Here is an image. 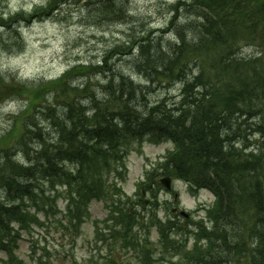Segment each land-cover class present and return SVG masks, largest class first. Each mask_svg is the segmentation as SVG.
Instances as JSON below:
<instances>
[{"label":"trees","instance_id":"obj_1","mask_svg":"<svg viewBox=\"0 0 264 264\" xmlns=\"http://www.w3.org/2000/svg\"><path fill=\"white\" fill-rule=\"evenodd\" d=\"M85 1L83 9L89 12L90 2L96 0ZM107 1L105 4L101 3L100 8L95 4L92 9L94 15L113 13L117 17H125L123 0ZM195 1L192 0V3ZM201 1L205 3L210 0H198ZM224 3H231V8L233 3H239L246 10L252 7L258 14L264 9V0H224ZM55 4L49 1L43 8H35L28 16L22 11L8 16L0 15V27L17 31L16 23L20 18H39L46 8L53 9ZM109 4L112 5L111 8H108ZM200 14L202 16L201 12ZM176 16L177 14L172 20ZM240 16L238 11L234 12L228 25L236 24ZM251 26L248 34L236 31L226 33L223 27L211 38L207 36L217 45V50L212 48V51L218 53V58L224 65L234 64L232 56L239 53V48L243 46L241 44L255 45L263 50L264 26H260L258 22ZM251 35L257 36L260 42L256 43L249 38ZM162 36L140 43L138 53H132L136 55L133 62L139 55H143L141 52L144 53V49L157 50L162 43ZM205 49L204 47V53H209ZM249 57L253 59L246 58L248 68L239 72L238 76L242 86L254 89L256 93L247 95L248 99L243 105L244 108L247 107L251 119L248 124H239V127L250 130L252 134H259L261 141L252 148L251 159L246 160L242 156L239 158L237 153L232 161L233 166L227 169L199 155L204 154L207 140L200 141L199 136L195 135L196 125L192 120L188 123L185 121L184 131L176 129L170 117L159 113L162 101L145 104L148 94L154 89L150 88L154 84L156 87L164 86L163 82L167 77L157 82L159 76L156 79L151 75L141 76L145 82L140 84L130 74L115 78L111 72L110 75H105L104 83L100 85L103 93L97 96L90 84V77L107 64L104 61L79 73H74L77 67H71L56 79L37 84L35 91L47 89L46 96L39 99L33 95L35 100L39 99L35 102L30 101V95L27 99L22 98L27 107L13 116L14 124L21 116L16 130L14 125L13 134L0 139L3 145L0 146V249L8 252L1 264L23 263L15 256L18 228L29 222L38 223L36 220L39 211L54 214L49 213L52 205L44 208L37 202L38 199L52 196L54 192L61 193L66 198L68 225L75 229L89 215L91 199L104 198L112 209L109 220L114 221V225L107 227L109 231L104 240L110 241V247L111 243L118 244L121 249L131 251L134 264H152L150 260L153 255L146 248L147 243L142 242L148 240L146 235L152 226L157 228L159 242L162 244L158 253L163 251L164 254H171V257L179 255L178 264H264V207L259 203L260 194L264 192V174L257 173V167L264 166V58ZM181 59L189 65L183 55ZM151 64L156 65V58ZM179 65L180 61L173 58L168 63L170 70L177 71ZM73 78H86L87 81L83 86H74L71 85ZM219 81L230 91V97L234 89L228 79L224 77ZM28 88L33 89L13 78L0 76V91L9 95L8 97L27 95L20 89ZM129 93L132 98L126 99ZM182 95L186 97L187 91H183ZM49 99L54 102L50 103ZM200 100L202 105L206 102L209 107L203 116L208 115L209 120L219 112L218 106L223 105L222 108L225 109L229 105L228 99L215 100L210 92L202 95ZM130 107V112H126L125 108ZM71 111L72 114H68ZM209 111L213 113H207ZM195 113L199 114L200 111L196 110ZM43 114H47L52 134L46 133L47 130L39 125ZM70 115L72 117L68 118ZM242 116V112H239L238 121H244ZM203 127L210 126L203 123L201 128ZM145 140L155 143L172 140L174 143L163 156L164 159L146 173L148 181L144 184L154 196V190L161 188L155 176L163 173L187 182L190 191L206 187L215 195L214 204L206 210L208 224H202L203 221L200 220L194 222L192 230L183 232L187 237L192 235L196 238L190 248L186 247L185 242L179 244L174 239L175 229L171 217L160 218L152 210L138 217L128 216V199L126 200L123 192L117 190L116 186L119 185L116 179L123 180L126 175V156L136 144L140 146ZM197 142L201 143L202 152L198 148L193 149ZM19 154L24 161L21 162L16 157ZM140 204L144 206L143 201ZM32 208H36V211L31 212ZM135 228H139L145 236L141 237ZM105 264L127 263L111 256Z\"/></svg>","mask_w":264,"mask_h":264},{"label":"rangeland","instance_id":"obj_2","mask_svg":"<svg viewBox=\"0 0 264 264\" xmlns=\"http://www.w3.org/2000/svg\"><path fill=\"white\" fill-rule=\"evenodd\" d=\"M49 1L56 3L53 9L46 8L42 16L32 20L20 18L21 20L17 21V31L0 27V75H6L5 78L13 76L32 87L33 89H20L27 95H18L21 99H27L30 95L32 102L46 96L47 89L44 91L34 89L41 81L56 78L71 67H77L74 73H79L89 66L99 65L104 61H107V64L90 77V84L93 85L97 96L103 93L100 85L104 83L105 75H110L113 69L125 72L127 75L131 74L134 81L143 84L144 79L130 73L128 67L138 53V45L146 43L149 38L161 35L169 37L166 34L168 30L187 22L184 12L171 15L170 9L176 0H123V9L126 11L124 19L113 13L94 15L92 12L94 3L90 4V10L87 12L83 9L85 0H0V15L8 16L22 11L28 16L35 8H43ZM106 2L108 1L104 0L102 4ZM96 3L97 8H100V2ZM187 3L185 6L192 11L196 19L197 14L193 13L192 7L189 6V2ZM111 7L112 5L109 4L108 8ZM175 14L177 16L172 20ZM241 45L243 46L239 50L247 57L257 54L255 45ZM261 57L264 58V50ZM214 66L215 63L209 59L206 69L209 74L215 76L214 81H219ZM86 81V78H76L71 85L83 86ZM172 86L174 92L169 91L168 87L157 88L148 94L147 100L151 103L164 94L183 93V89L179 90L180 85L172 84ZM33 95L39 99L35 100ZM8 96L0 91V139L12 135L14 125L16 130L21 118L20 116L14 124L12 115L20 109V106ZM49 102L54 101L49 99ZM46 115L40 116L42 123L39 125H42L43 130L53 133ZM8 138L13 139V137ZM252 139L254 143H259L261 136L253 134ZM0 146H3L1 142ZM141 146V153L136 147V150L127 157L128 170L123 180L120 182L117 179L119 185L116 186L117 190L123 192L127 197L126 200L128 199L126 204L128 216L138 217L152 210L160 218L171 217L175 229L174 239L179 244L185 242L186 247L190 248L196 238L192 235L187 237L183 232L189 228L192 230L194 222L201 220L202 217H204L203 222L208 224L205 220V212L200 207L212 204L214 196L203 189L192 196L188 193L186 184L180 180H173L172 189L167 190L163 187L159 191L154 190L155 196L141 184L142 190L145 191L142 195L137 184L143 179L145 170L153 167L158 157L172 146V142L159 144L144 142ZM163 175L167 173L157 175L155 178L159 180ZM64 198L63 194L55 193L47 198L38 199L37 202L41 207L49 208L52 205L53 208L49 213L54 214L39 213L37 216L39 223L23 224L17 231L18 237L14 249H17L18 256L23 259L22 264H87L89 257H93L92 264H105L107 257L112 255L118 260H123L124 263H135L131 251L121 249L118 244L114 245L116 248L113 249L108 243L104 244L97 240L105 237L109 231L106 230L107 225L104 221L107 213L112 209L104 200L92 198L89 203L90 214L75 229L68 225ZM144 199H148V202L143 206L140 202ZM175 207L177 210L173 212ZM182 209L190 212L187 218H183L180 214L179 211ZM203 222L201 223L204 224ZM111 223L114 224V221ZM135 230L139 231L141 237L145 236L138 228ZM146 236L148 240L142 242L147 243L146 248L153 255V259L150 260L152 264L180 262L179 255L171 257V254H164L163 251L158 253L162 244L159 242L156 227H150ZM0 257H4V252L1 250ZM139 264H149V262Z\"/></svg>","mask_w":264,"mask_h":264},{"label":"bare ground","instance_id":"obj_3","mask_svg":"<svg viewBox=\"0 0 264 264\" xmlns=\"http://www.w3.org/2000/svg\"><path fill=\"white\" fill-rule=\"evenodd\" d=\"M187 2H189V6L192 7L193 13L197 14L196 19L192 11L188 10L185 6L188 4ZM90 3L97 4L96 1ZM101 3L102 2H100V4ZM173 4L176 6H171V15L175 12H184L187 17V22L181 23V28H171L168 30L166 34H168L169 37L162 36V43L157 50L151 51L144 49V53L141 52L143 55H139L136 58L137 60L128 67L131 70L130 73L139 78L151 75L156 79L157 76H159L157 82H160L163 78L167 77V79L165 78V82H163L164 86L156 87L154 84L150 88H154L153 91L157 88L168 87L169 91L174 92L172 84L174 86L180 85L179 90L183 89V91H187L186 97H183L182 94L171 92L170 94L162 95V97L153 101V103L162 101L159 113H163L170 117L176 129L184 131L185 121L188 123L192 120V123L196 125L197 132L195 135L199 136L200 141L204 139L207 140L203 149L204 154L199 155L205 156L207 161L220 164L227 169L233 166L232 161L234 155L237 153L239 158L243 157L246 158V160L251 159L252 148L257 145L252 139V132L248 129H244V127H239V124L242 126L244 123L248 124L251 119L247 113V107L244 108L243 103L247 101V95H254L256 91L242 86L238 76L239 72L248 68V63H245L247 55L239 51V53L232 56L235 60L234 64L224 65L218 58V53L212 51V48H214L213 50H217V45L208 39L207 36L211 38L214 33L223 29V27L226 33L228 31H236L248 34L250 30L249 27H247L248 25H254L258 22L260 26H264V9L258 14L252 7H249L247 10L245 7L241 8L239 3H233L234 6L231 8V3L226 5L224 0H210L205 3L202 1L198 2V0L194 3H192V0H176ZM198 10L202 13V16ZM233 11H238L241 15L239 18L240 22L238 21L233 26H230L228 25V21L231 20L230 16L234 14ZM250 37L256 43L260 42L257 36L251 35L249 38ZM204 47L209 53H204ZM117 49H119V47H117ZM263 50L257 48V54L252 56H257L258 58V56H261ZM182 55L184 59L189 62V65L185 64L181 59ZM155 58L156 65L153 66L151 61ZM172 58L177 59L178 62L180 61L177 71L176 69L170 70L168 67V63ZM248 58L250 60L253 59L249 56ZM209 59L215 63L214 71L218 78L222 79L227 77L230 86L233 87L234 92L231 93L230 97L228 96L230 91L224 88V85H222L220 81H214L215 76L208 73L206 63ZM113 74L115 78L127 75L125 72L114 69ZM20 83L24 82L20 81ZM207 92H210L215 100L221 101L223 98L228 99L229 104L227 106L224 105L225 109L222 108L223 105L218 106L219 112L212 120H209L208 115L203 117L206 115L204 112L207 111L209 107L206 106V102L203 104L204 106L200 102L202 95H206ZM95 95H97L96 92ZM128 98H132L130 93L127 95L126 99ZM145 104H149V102L146 101ZM129 109L131 110V107L125 108L126 112H130ZM196 110H199L200 113H195ZM237 112H242V120L244 119V121H238ZM207 113H213V111ZM68 114H72V111ZM67 117L71 118L72 116L70 115ZM185 117L187 118L185 119ZM203 123H207L211 128H201ZM48 132L49 131H46V133ZM195 148H198V150L202 152L200 142L194 143L193 149ZM263 168L264 166L257 167V173L264 174ZM259 203L264 207V192L260 194Z\"/></svg>","mask_w":264,"mask_h":264},{"label":"water","instance_id":"obj_4","mask_svg":"<svg viewBox=\"0 0 264 264\" xmlns=\"http://www.w3.org/2000/svg\"><path fill=\"white\" fill-rule=\"evenodd\" d=\"M161 182H162L167 188L170 187V178H169L168 176L162 178V179H161Z\"/></svg>","mask_w":264,"mask_h":264}]
</instances>
